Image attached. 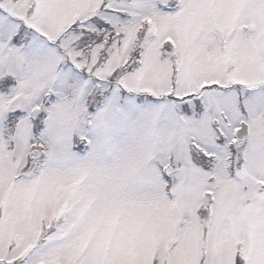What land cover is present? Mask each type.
<instances>
[{
	"label": "snow or ice",
	"instance_id": "obj_1",
	"mask_svg": "<svg viewBox=\"0 0 264 264\" xmlns=\"http://www.w3.org/2000/svg\"><path fill=\"white\" fill-rule=\"evenodd\" d=\"M0 264H264V0H0Z\"/></svg>",
	"mask_w": 264,
	"mask_h": 264
}]
</instances>
